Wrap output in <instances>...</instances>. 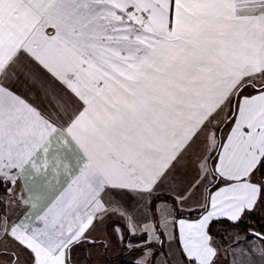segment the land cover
<instances>
[{
	"label": "snow or ice",
	"instance_id": "obj_1",
	"mask_svg": "<svg viewBox=\"0 0 264 264\" xmlns=\"http://www.w3.org/2000/svg\"><path fill=\"white\" fill-rule=\"evenodd\" d=\"M257 215L264 0H0V264H264Z\"/></svg>",
	"mask_w": 264,
	"mask_h": 264
},
{
	"label": "crops",
	"instance_id": "obj_2",
	"mask_svg": "<svg viewBox=\"0 0 264 264\" xmlns=\"http://www.w3.org/2000/svg\"><path fill=\"white\" fill-rule=\"evenodd\" d=\"M256 217L259 218V215H257ZM241 233H243V232H241ZM99 251L101 252V254L99 255V258H102L101 259L103 261L102 264H122V263L128 264V262L120 261V259L122 260L127 255L121 254L119 252V250H116L113 255H111V250L109 251V254H108V252L107 253H103L102 250H99Z\"/></svg>",
	"mask_w": 264,
	"mask_h": 264
},
{
	"label": "rangeland",
	"instance_id": "obj_3",
	"mask_svg": "<svg viewBox=\"0 0 264 264\" xmlns=\"http://www.w3.org/2000/svg\"><path fill=\"white\" fill-rule=\"evenodd\" d=\"M256 220H257V221H256ZM258 221H259V222H258ZM250 223H255V226H256V227H260L261 224H264V220H261V219H260V216H259V218H258V217H255L254 220H247V221L243 222V223H242V226H243L244 228H248V224H250ZM233 231H236V230L233 229ZM114 252H115V251H111V255H113ZM108 254H109V252H108ZM92 259H93V261H94V264H95L96 261H99L100 264H102V262H103V261L101 260L102 258H99V256L97 257L96 255H94ZM129 259H130V257L126 256V257H124L122 260L120 259V261H122V262H128ZM118 262H119V261H118Z\"/></svg>",
	"mask_w": 264,
	"mask_h": 264
},
{
	"label": "trees",
	"instance_id": "obj_4",
	"mask_svg": "<svg viewBox=\"0 0 264 264\" xmlns=\"http://www.w3.org/2000/svg\"><path fill=\"white\" fill-rule=\"evenodd\" d=\"M257 221V220H256ZM259 222V221H258ZM234 230H236V231H238V232H246L247 231V228H244L243 226H242V224H241V226L239 227V228H237V229H234ZM122 264H126V263H122Z\"/></svg>",
	"mask_w": 264,
	"mask_h": 264
}]
</instances>
